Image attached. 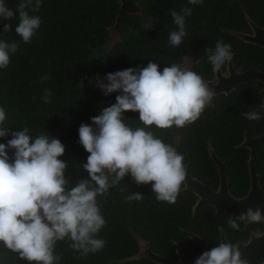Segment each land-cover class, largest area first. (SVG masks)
Here are the masks:
<instances>
[{
	"label": "trees",
	"instance_id": "1",
	"mask_svg": "<svg viewBox=\"0 0 264 264\" xmlns=\"http://www.w3.org/2000/svg\"><path fill=\"white\" fill-rule=\"evenodd\" d=\"M134 1L135 9L123 14L120 0H41L37 12L31 7L26 9L29 15L39 16L41 24L31 42L25 44L15 33L21 0H4L15 15L12 20L0 18V41L19 45L17 52L10 54L8 67L0 69V107L7 116L4 126L11 131L28 127L33 139L40 134L59 139L65 146V154L59 159L68 164L65 178L69 187L88 178L82 165L89 153L78 142L80 125L95 127L91 118L116 103V96L121 94L105 96L98 87L100 82L108 83L107 74L146 67L149 61L163 71L164 67L174 63L183 66L190 60L195 72L209 80L215 72L205 51L208 47L214 50L220 40L231 46L237 71L264 69L263 49L238 36L250 30L246 13L252 21L264 25L261 0H203L199 5H191L188 0ZM185 7L192 9L185 18L187 35L179 47H172L168 37L177 26L170 10L183 14ZM148 23L153 26L147 30L144 25ZM4 24H11V30L3 32ZM228 62L222 70H226ZM45 76L50 78L41 82ZM261 88L256 80L243 83L229 94L214 96L212 106L184 128L151 126L148 130L184 156L193 176L216 189L219 170L209 152L212 147L225 163L230 185L238 183V174L242 176L239 192L245 194L249 186V151L238 149V145L246 133H264V118H247L264 102ZM44 89L52 92L50 104L42 101ZM124 122L133 129L143 127L138 112H125ZM11 138L10 134L0 138V143L6 144ZM8 155L11 158L13 150H8ZM255 165L264 175V144L255 154ZM132 193H141L143 199L127 202L125 197ZM195 201L194 196H178L174 204L158 202L151 184L138 186L130 174L126 175L108 194L97 196L106 221L97 238L106 241L104 248L81 257L69 247L70 241H59L55 247V255L61 257L58 264H156L136 258L139 239L147 241L159 255L173 258L175 242L184 246L187 240L181 228L193 230L196 218L192 217L191 207ZM0 264L28 262L0 247Z\"/></svg>",
	"mask_w": 264,
	"mask_h": 264
},
{
	"label": "clouds",
	"instance_id": "2",
	"mask_svg": "<svg viewBox=\"0 0 264 264\" xmlns=\"http://www.w3.org/2000/svg\"><path fill=\"white\" fill-rule=\"evenodd\" d=\"M199 5L203 0H188ZM21 0L17 11L19 23L15 33L27 44L40 27L39 16L29 15L26 10L37 12L41 0ZM178 13L170 10L177 30L170 32L168 43L179 47L184 37L185 18L192 9L185 7ZM14 12L4 0H0V18L12 20ZM151 23L145 24L150 29ZM11 24H4L3 32L11 30ZM16 42L0 41V69L7 68L10 54H15ZM212 70H220L231 60L229 44L217 41L215 49L205 51ZM42 77L41 82L49 79ZM108 83L100 82L98 87L105 96L114 92L116 103L101 109L91 118L92 125L81 124L78 129L79 143L87 153L83 169L88 178L81 179L69 187L65 178L68 164L59 159L65 154L62 142L40 134L33 139L28 127L11 131L5 127L6 111L0 107V138L11 135L7 143H0V247L15 253L28 264H58L60 256L55 255L59 241H70L69 247L81 257L101 251L106 241L100 238V231L106 221L97 204V196L108 194L117 187L126 175L139 185L151 184L158 202L174 204L186 178L184 156L157 138L151 126L168 129L173 126L184 128L196 122L206 107L212 106L215 92L195 71L178 64L159 70L157 63L149 61L146 67L128 68L109 73ZM80 86H83L81 82ZM52 92L44 89L42 101L50 104ZM35 99V97H33ZM264 111V102L258 106ZM138 112L143 127L133 129L124 122V113ZM257 112H250L247 118L258 119ZM8 150H13L10 158ZM123 191V189H120ZM127 202L143 199L141 193L125 197ZM245 226L264 220L261 208L249 207L241 213ZM229 226L240 230L239 224L229 221ZM195 264H247L239 248L221 242L205 251Z\"/></svg>",
	"mask_w": 264,
	"mask_h": 264
},
{
	"label": "flooded vegetation",
	"instance_id": "3",
	"mask_svg": "<svg viewBox=\"0 0 264 264\" xmlns=\"http://www.w3.org/2000/svg\"><path fill=\"white\" fill-rule=\"evenodd\" d=\"M261 2H264V0H261ZM246 17L249 22L250 30L246 32L238 33L239 38H241L246 43L259 46L264 51V48L260 44V43H264V25H261L258 22L252 21L247 13H246ZM242 36H244V38H242ZM245 38H253V41L255 42L254 43L248 42L245 40ZM190 62L191 61L187 60L184 63V65L181 67L184 69L195 71L192 62L191 63ZM227 67H228V64H227ZM258 71H264V69L258 70ZM238 72H244V71L238 70ZM220 75H224V76L229 75L228 69L227 68L226 70L220 69ZM203 79L206 83L207 82L217 83L218 82L217 71H215L214 77L212 79H209V80L205 78ZM258 82L262 86L261 92L264 93V83L260 81ZM257 110H260V109H257ZM261 118H264V117H261ZM251 137H257V136H251ZM262 145L263 144L258 146V148L254 152L253 165H254L257 175L259 176L260 186L263 191V197L262 196L259 197V195H257V196L252 197L250 204H245V205L242 204V201L249 195L250 189L252 187L250 164H249V160L251 158V149L243 148L241 147L242 144H240L238 145V149H247L249 151V158L247 159L249 186H248L247 192H245V194L239 192L240 188L243 187L242 184L240 183V181L242 180V176L238 174V183H233L232 185H230V179L227 175L229 196L222 197V200L219 202H221L220 204L221 206L226 207L228 210L227 209L221 210L219 213H218V208L211 204L203 205V207H201L199 210L196 211V208L198 207V204L201 200L200 196L197 193H189L187 195H182V196L196 197V201L191 207L192 217L196 218V220L192 222L193 230H187V229L181 228V231L185 234V236L187 237V240H184V246H182L178 242H175V257L173 258L164 257V258H167L168 260L173 261V262H180L181 256H183V258L185 259L195 261L200 255H202L203 252L206 251V249L203 247V245L198 240L194 239V237H197L198 239H200L208 248H210V250L211 248L217 246L221 242L230 243L236 247H239V246L249 245L252 241H257V240H259V244H260V246L259 244L257 245L259 247L258 249L264 250V220L258 223H250V224H247V226H245V221L240 219L241 213H245L249 207L255 209L257 206H259L261 208L262 214H264V175L258 172V170L256 169V165H255V154ZM210 148H209V152H210ZM224 166H225V163H224ZM186 169L193 179L200 181L213 192L219 191L220 175H219L218 188L212 189L211 187L207 186L200 178L193 176L192 173L189 171L187 165H186ZM184 187H185V184H184ZM184 187L182 189H184ZM231 200L238 202V206L233 209V212L230 211L229 209L231 208L230 207L231 205H229V202H231ZM223 204H226V205H223ZM234 212H235V216L233 214ZM230 220L235 221L237 224H239L240 230L232 229L229 226ZM139 246H140L139 253H138V256L136 257L138 259H149L147 256L150 254V250L153 253L158 254L154 252L150 248L149 243L143 239H139Z\"/></svg>",
	"mask_w": 264,
	"mask_h": 264
},
{
	"label": "water",
	"instance_id": "4",
	"mask_svg": "<svg viewBox=\"0 0 264 264\" xmlns=\"http://www.w3.org/2000/svg\"><path fill=\"white\" fill-rule=\"evenodd\" d=\"M120 2L122 4L121 12L123 14L135 9V7L137 6L134 0H120ZM117 25L118 22L114 28H116ZM242 38H244V36H242ZM245 40L248 42H253V43L255 42L253 41V38H245ZM260 44L264 48V43H260ZM227 69L229 72V75L227 76L220 75V70L217 71V77H218L217 83L207 82L209 87L214 90L215 96L221 94H229L235 89H237L240 84L247 83L252 80H256L264 83V71H258L252 69L244 72H238L234 67L233 59L229 61ZM253 112H257V114L260 115V117H264V111L255 110ZM261 144H264V134H261L257 137H251L249 134H246L244 142L242 143L241 146L243 148L251 149V158L249 160V164H250L252 187L250 189L249 195L242 201V204L244 205L250 204L251 199L254 196L259 195V197L260 196L263 197V191L260 186L259 176L257 175L253 165L254 152ZM210 153L219 170V175H220L219 191L218 192L211 191L203 183L193 179L186 169V178L184 181L185 187L180 191L178 196L187 195L189 193H197L200 196L201 200L198 204V207L196 208V211L199 210L201 207H203V205L211 204L218 208V213H219L221 210L227 209L226 207L221 206L220 205L221 202L219 201L222 200V197L229 196L228 179L223 161L216 155L213 148H210ZM229 205H231L230 207L232 208V209L229 208L230 211L233 212V209L238 206V202L231 200V202H229ZM233 214L235 216V212ZM194 239L198 240L206 249V251L210 250V248H208L200 239H198L197 237H194ZM258 244H259V240L252 241L249 245L246 246L237 247L241 252L242 259L246 260L247 264L264 263V250H259L258 249L259 247L257 246ZM147 257L158 264H195V261L185 259L183 258V256H181L180 262H173L168 260L167 258L161 257L158 254L153 253L151 250H150V254Z\"/></svg>",
	"mask_w": 264,
	"mask_h": 264
},
{
	"label": "rangeland",
	"instance_id": "5",
	"mask_svg": "<svg viewBox=\"0 0 264 264\" xmlns=\"http://www.w3.org/2000/svg\"><path fill=\"white\" fill-rule=\"evenodd\" d=\"M115 38H116V35L115 34H113V40H115ZM190 61V60H189ZM191 63V62H190Z\"/></svg>",
	"mask_w": 264,
	"mask_h": 264
}]
</instances>
